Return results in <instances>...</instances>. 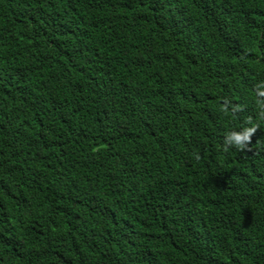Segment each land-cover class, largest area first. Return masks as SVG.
Wrapping results in <instances>:
<instances>
[{
    "label": "trees",
    "instance_id": "trees-1",
    "mask_svg": "<svg viewBox=\"0 0 264 264\" xmlns=\"http://www.w3.org/2000/svg\"><path fill=\"white\" fill-rule=\"evenodd\" d=\"M260 81L264 0H0V264H264Z\"/></svg>",
    "mask_w": 264,
    "mask_h": 264
},
{
    "label": "clouds",
    "instance_id": "clouds-1",
    "mask_svg": "<svg viewBox=\"0 0 264 264\" xmlns=\"http://www.w3.org/2000/svg\"><path fill=\"white\" fill-rule=\"evenodd\" d=\"M255 96L257 97V104L261 109H264V81H260L255 85ZM255 130V126H243L240 131L232 129L227 132L226 139L224 140L225 145H233L237 148H244L245 141H249L250 134Z\"/></svg>",
    "mask_w": 264,
    "mask_h": 264
}]
</instances>
